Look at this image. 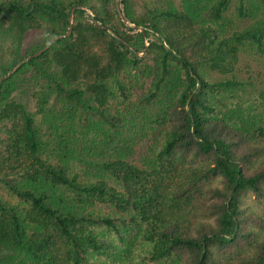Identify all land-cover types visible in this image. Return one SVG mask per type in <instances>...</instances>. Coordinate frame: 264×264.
Wrapping results in <instances>:
<instances>
[{
    "label": "trees",
    "instance_id": "obj_1",
    "mask_svg": "<svg viewBox=\"0 0 264 264\" xmlns=\"http://www.w3.org/2000/svg\"><path fill=\"white\" fill-rule=\"evenodd\" d=\"M120 4L0 0V264H264V0Z\"/></svg>",
    "mask_w": 264,
    "mask_h": 264
},
{
    "label": "water",
    "instance_id": "obj_2",
    "mask_svg": "<svg viewBox=\"0 0 264 264\" xmlns=\"http://www.w3.org/2000/svg\"><path fill=\"white\" fill-rule=\"evenodd\" d=\"M120 1H121V0H116V9H117V12H118L119 16L121 17V19L125 22V24H126L127 26H131V27H134V28H138V30H140V31H142L143 33H145V29H144V27H142V26H138V25H136V24H134V23H130L129 21H127L126 17L124 16V13H123V11H122ZM77 8H79V9H83V7H82L81 5H76V6H73V7H72L71 12H70V14H69V21H70L71 23L73 22L74 11H75V9H77ZM86 11L89 12L88 10H86ZM101 26L104 27L103 25H101ZM70 30H71V27H70ZM70 30L67 32V34L70 33ZM63 36H64V35H58V36L54 37V38H53V39H52V40H51L46 46H44L42 49H40V50L37 51L36 53L27 56L24 60H27V59H29V58L32 57V56H36V55L42 53L44 50H46L47 48H49V46H50L53 42H55L56 40H58L59 38H61V37H63ZM143 55H144V53H140V54H139V56H143ZM21 63H22V61L19 62L18 64H16V65L14 66V68H13L9 73H7L5 76L0 77V81H1L2 79H4V78H7L8 76H10V75H11V74H12V73L18 68V66H19Z\"/></svg>",
    "mask_w": 264,
    "mask_h": 264
},
{
    "label": "rangeland",
    "instance_id": "obj_3",
    "mask_svg": "<svg viewBox=\"0 0 264 264\" xmlns=\"http://www.w3.org/2000/svg\"><path fill=\"white\" fill-rule=\"evenodd\" d=\"M164 2H165V0H137L136 9H137V11L139 13H144V12H146L147 6H152L154 4L161 5ZM263 59H260V60H263ZM255 64L256 65H260L257 62H255ZM21 97L26 100V102L28 103V105H29L30 108L34 109V102L29 97V94H27V93H21ZM146 145H147V140L145 142L140 141L138 143L137 148H136V153L134 155V159L135 160H137V161L139 160V157H140L141 154H143V151L145 150V146ZM248 203H251L252 204L251 199H248Z\"/></svg>",
    "mask_w": 264,
    "mask_h": 264
}]
</instances>
